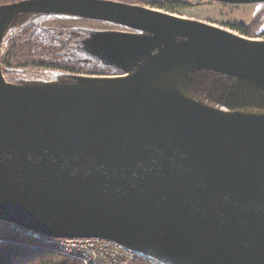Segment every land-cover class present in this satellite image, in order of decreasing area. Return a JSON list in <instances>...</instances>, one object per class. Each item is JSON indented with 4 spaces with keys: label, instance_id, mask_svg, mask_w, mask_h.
Returning a JSON list of instances; mask_svg holds the SVG:
<instances>
[{
    "label": "water",
    "instance_id": "obj_1",
    "mask_svg": "<svg viewBox=\"0 0 264 264\" xmlns=\"http://www.w3.org/2000/svg\"><path fill=\"white\" fill-rule=\"evenodd\" d=\"M31 13L143 33H96L84 45L130 75L7 83L5 33ZM202 71L264 91V43L105 0L0 6V221L50 239L109 240L165 264H264V115L175 89Z\"/></svg>",
    "mask_w": 264,
    "mask_h": 264
},
{
    "label": "rangeland",
    "instance_id": "obj_2",
    "mask_svg": "<svg viewBox=\"0 0 264 264\" xmlns=\"http://www.w3.org/2000/svg\"><path fill=\"white\" fill-rule=\"evenodd\" d=\"M25 0H0V6L18 3ZM128 4L153 10L158 13L174 16L187 21L201 23L222 31L228 32L245 39H251L264 43V3L261 4H228L220 2L204 1L200 4L181 8L174 12L166 9H158L151 5V2L163 0H105ZM244 25L251 32V37L241 35L235 30V26ZM27 26H38L43 29H56L69 31H81L85 33L84 39L88 40L96 33L120 32L133 35L143 33L121 26L115 23L85 19L76 16L62 14H24L17 17L5 33L1 63L4 79L7 83L17 86L41 85V84H73L82 83L84 79L115 78L130 75L126 73L120 76L103 75H78L66 74L60 70L39 68L28 65L26 62H18L13 56L11 58V75L4 72L3 58H8V51L11 46L8 43L19 36ZM17 42V41H16ZM15 39L13 43H16ZM9 45H8V44ZM13 49V48H12ZM175 89L185 94L190 99L205 106L219 111L229 113H243L260 115L264 113V92L257 87L239 79L227 78L213 81L209 88H204L193 78L183 75L175 85ZM45 243L44 241H41Z\"/></svg>",
    "mask_w": 264,
    "mask_h": 264
},
{
    "label": "trees",
    "instance_id": "obj_3",
    "mask_svg": "<svg viewBox=\"0 0 264 264\" xmlns=\"http://www.w3.org/2000/svg\"><path fill=\"white\" fill-rule=\"evenodd\" d=\"M205 0H163L151 2L158 9L174 12L181 8L200 4ZM206 2V1H205ZM241 35L248 38L251 32L244 25L234 27ZM81 31L43 29L38 26H27L15 39L9 40L11 50L8 58L18 62H26L39 68L60 70L74 76L103 75L120 76L126 72L118 67L108 64L96 55L84 51L86 39ZM7 43V44H8ZM8 44V45H9ZM13 48V49H12ZM11 58H3L6 75H11ZM194 82L204 88H209L213 81L227 79V77L209 71L196 72L190 75ZM0 264H81L60 254L53 246L37 241L24 235L10 225L0 227Z\"/></svg>",
    "mask_w": 264,
    "mask_h": 264
},
{
    "label": "built area",
    "instance_id": "obj_4",
    "mask_svg": "<svg viewBox=\"0 0 264 264\" xmlns=\"http://www.w3.org/2000/svg\"><path fill=\"white\" fill-rule=\"evenodd\" d=\"M3 224H8L12 229H16L37 241H44L63 256L81 264H165L152 255L132 250L122 244L105 239H50L23 230L14 224L0 221V227Z\"/></svg>",
    "mask_w": 264,
    "mask_h": 264
},
{
    "label": "bare ground",
    "instance_id": "obj_5",
    "mask_svg": "<svg viewBox=\"0 0 264 264\" xmlns=\"http://www.w3.org/2000/svg\"><path fill=\"white\" fill-rule=\"evenodd\" d=\"M127 76H129V75H127ZM244 82H246V81H244ZM248 83V82H247ZM250 84V83H249ZM252 85V84H251ZM254 86V85H253ZM256 87V86H255ZM258 88V87H257ZM259 89V88H258ZM261 90V89H260ZM158 91H160V88H156V92H158ZM264 92V91H263ZM186 98H189V97H187L185 94H183ZM248 115H250V114H248ZM255 115V114H254ZM260 115H264V113H262V114H260ZM257 116V115H256Z\"/></svg>",
    "mask_w": 264,
    "mask_h": 264
}]
</instances>
